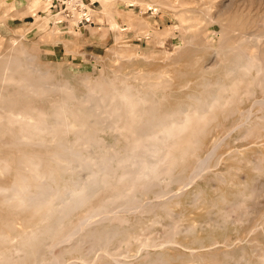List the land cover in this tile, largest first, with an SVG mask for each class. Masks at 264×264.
Instances as JSON below:
<instances>
[{"label": "rangeland", "instance_id": "1", "mask_svg": "<svg viewBox=\"0 0 264 264\" xmlns=\"http://www.w3.org/2000/svg\"><path fill=\"white\" fill-rule=\"evenodd\" d=\"M29 1L0 0V55L15 40L35 56L36 64L48 68L55 83L67 82L69 94L65 96L56 90L42 97H29L13 84L0 81V94H7L13 99L14 112L21 113L22 117L27 115L29 108L49 114L55 102H61L70 118L87 117L86 109L90 105L87 107L84 103L86 109L81 106V98L91 84L99 86L102 96L108 94L107 89L143 93L146 91L143 90L145 75L160 72L169 76L174 85L164 95L170 99H182L191 88L179 89L177 85L194 83L200 68L216 71L235 53H239V59L246 60L249 67H259L264 74V0H130L132 3L129 0H90L95 2L94 11H91L93 25L75 27V21L57 17L62 20L58 25L60 29L53 24L57 18L51 15L49 2L45 6L40 0L39 7L32 12L26 9ZM251 75L256 78V71L253 70ZM257 84L250 90L253 93L242 95L241 101L231 106L230 110L218 113L216 120L206 129L197 155L204 157L215 152V161L211 162L209 172L205 171L197 178L199 181L185 189L188 194L172 207L171 214L157 207L147 214V211L113 212L106 225L126 229L128 234L120 237L122 241L127 237H137L135 243L132 241L120 250V254L121 251L123 253L121 256L130 259L129 264H144L150 257L153 258L155 251L139 245L145 240L156 247L163 245L161 249L167 256L165 264H264V128H257L255 135L246 138H241L243 128L229 134L240 122L239 114L248 110L254 100L264 98V80ZM20 137L17 123L0 122V160L8 158L12 167L16 164L18 153L45 154L44 148L14 145V140ZM68 137L72 139V136ZM47 138L34 136L33 140ZM98 138V146L103 145L108 150H111L110 146L120 149L124 145L123 137L105 127L100 129ZM219 141L222 143L213 151ZM235 150L244 151L246 160H235L232 157ZM182 165L189 173L195 159H188ZM161 167L150 171L152 181L162 179L160 185L163 190H168L170 195L177 193L181 186L173 185L172 179H163ZM180 170L181 166L178 167ZM218 176L225 183L220 182ZM126 183L106 182L82 207L72 212L44 244L39 256L41 264H48L57 254L65 263L92 264L86 261L91 250L89 245L72 249L70 244L62 245L61 242L79 220L114 211L104 202ZM244 185L247 186L244 199L233 209L227 206L224 216L207 213L208 201L214 200L220 193L230 198ZM141 188L138 187L139 190ZM194 189L202 191V197L196 201L189 197ZM144 198V201L155 199L152 193ZM12 208L0 203V224L6 225L9 230H14L22 219L21 215H15ZM176 222L178 231L173 234L172 224ZM191 224L195 231L186 235L184 230ZM10 237L9 233L0 234L2 242ZM120 239L110 243L106 249L115 250ZM53 244L61 245L53 248ZM91 252L92 256L96 253L93 249ZM134 256L135 259H131ZM97 261L95 264H113L106 258Z\"/></svg>", "mask_w": 264, "mask_h": 264}, {"label": "bare ground", "instance_id": "2", "mask_svg": "<svg viewBox=\"0 0 264 264\" xmlns=\"http://www.w3.org/2000/svg\"><path fill=\"white\" fill-rule=\"evenodd\" d=\"M41 1L42 5L49 2ZM131 3L129 5L133 6ZM39 5L40 0H30L26 9L34 12ZM149 7L152 8L153 5ZM56 18L54 16V19ZM57 20L53 24L59 27ZM112 26L117 28L114 24ZM187 46L191 47L189 44ZM0 65V81L13 84L25 96L42 97L56 90L65 96L66 93L69 94L67 82L55 83L48 68L36 64L35 56L29 54L15 40L8 50L0 55ZM253 70L256 71V78L251 75ZM198 72L194 83L177 85L179 89L191 88L182 99H170L164 95L165 91L174 85L170 77L162 72L145 75L143 90L146 91L143 93L123 88L121 91L107 89L108 94L102 96L99 86L91 84L87 87L89 90L86 95L81 98V106L85 107L84 103H87V107L90 105L89 109L85 107L88 110L87 117L70 118L61 102H55L49 114L29 108L23 118L21 113L14 112L13 99L7 94H0V122L6 120L8 123L19 125L21 137L14 140V145H30L44 148L45 151L44 155L39 152L18 153L14 167L10 165L8 158L0 160V203L13 207L15 215L22 216L14 230L0 224V234L9 233L11 236L6 242L0 240V264H41L39 256L55 229L102 189L106 182L121 185L124 181H127L125 186L104 202L114 208V211L109 210L107 213L79 220L76 227L66 233L61 244H70L72 249L75 246L89 245L88 247L96 252L93 256L91 250L87 253L86 261L92 264L102 258L113 264H129L130 259L123 255L122 257L120 250L128 247L132 241L135 243L137 237H127L122 241L120 237L128 234V231L106 225L113 212L147 211V214L157 207L171 214L172 207L178 205L180 199L188 194L185 189L199 181L197 178L206 173L205 171L209 172L211 162L215 161V152L204 157L197 155L208 126L216 120L218 113L230 110L231 106L241 101L242 95L253 93L250 90L254 88L255 83L259 84L261 79L264 80L260 68L249 67L246 60L239 59V53H235L216 71L200 68ZM261 76L262 78L258 79ZM239 115L240 122L229 134L231 135L233 130L243 128L241 138L255 135L257 128H264V98L254 100L251 107ZM104 127L123 137L122 148L110 146L111 150H108L103 145L98 146V134ZM34 136L48 138L41 140L44 139L41 137L40 141H35ZM68 136H72V139ZM221 143L219 141L215 145L219 146ZM218 146L213 151H216ZM232 157L238 161L246 160L242 150L233 151ZM188 159H195V165L186 173L182 163ZM159 166L163 167V179H172L173 185H180V192L170 195L168 190L162 189V179L159 182L152 181L150 171ZM180 166L181 170L178 171ZM218 180L225 183L221 176H218ZM140 186L141 190L138 189ZM246 187L244 185L242 190H237L230 198L220 193L214 200L207 202V213L224 216L227 206L235 207L244 199ZM149 193H152L155 199L144 201V196ZM189 197L196 201L202 197V191L194 189ZM214 222L218 224L217 221ZM177 225V222L172 224L173 234L178 231ZM194 231L195 227L191 224L185 228L184 233L190 235ZM116 239H120L116 249H106ZM173 241L174 236L171 238V242ZM61 244H53V248ZM139 245L143 249L156 252L153 258L150 257L144 264L167 262V256L161 249L163 245L156 247L148 240ZM135 256L131 259H135ZM63 260L57 254L48 264H74L65 263Z\"/></svg>", "mask_w": 264, "mask_h": 264}, {"label": "built area", "instance_id": "3", "mask_svg": "<svg viewBox=\"0 0 264 264\" xmlns=\"http://www.w3.org/2000/svg\"><path fill=\"white\" fill-rule=\"evenodd\" d=\"M95 2L90 0H49L48 9L51 15L61 19L75 21V27L93 25L91 11ZM59 19L58 24L62 21Z\"/></svg>", "mask_w": 264, "mask_h": 264}]
</instances>
